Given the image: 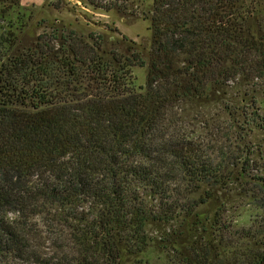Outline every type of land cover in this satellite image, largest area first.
Listing matches in <instances>:
<instances>
[{"label": "trees", "instance_id": "16d2710c", "mask_svg": "<svg viewBox=\"0 0 264 264\" xmlns=\"http://www.w3.org/2000/svg\"><path fill=\"white\" fill-rule=\"evenodd\" d=\"M19 3L0 0V15ZM151 5L147 61L111 27L54 25L21 53L0 33V264H149L152 245L160 264L264 259V240L226 221L221 189L234 175L221 149L179 115L228 83L264 79V0ZM134 66H146L145 86Z\"/></svg>", "mask_w": 264, "mask_h": 264}, {"label": "rangeland", "instance_id": "374dc122", "mask_svg": "<svg viewBox=\"0 0 264 264\" xmlns=\"http://www.w3.org/2000/svg\"><path fill=\"white\" fill-rule=\"evenodd\" d=\"M91 2L109 10L96 8ZM151 4L152 0H20L11 13L0 15V33L16 36L13 50L21 53L54 25L83 34L111 27L135 41L147 61L151 33L144 18L150 14ZM109 34V40H114L113 36L120 39L116 31ZM146 70V66L132 67L136 86H145ZM179 115L181 123L209 150L221 149L218 155L226 165L224 173L234 175L221 189L229 199L225 203L226 221L234 230L251 229L255 239L264 240V187L257 180L264 174V79L228 83L207 98L181 104ZM244 161H248L247 167ZM214 206L211 203L202 208L212 213ZM241 241L247 243V239ZM149 252L144 257L149 264L163 262L155 245Z\"/></svg>", "mask_w": 264, "mask_h": 264}, {"label": "water", "instance_id": "95a60500", "mask_svg": "<svg viewBox=\"0 0 264 264\" xmlns=\"http://www.w3.org/2000/svg\"><path fill=\"white\" fill-rule=\"evenodd\" d=\"M259 264H264V259Z\"/></svg>", "mask_w": 264, "mask_h": 264}]
</instances>
